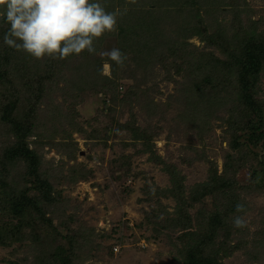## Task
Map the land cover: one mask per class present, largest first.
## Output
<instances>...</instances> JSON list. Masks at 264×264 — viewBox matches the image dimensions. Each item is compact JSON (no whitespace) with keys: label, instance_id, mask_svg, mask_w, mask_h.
<instances>
[{"label":"rangeland","instance_id":"1","mask_svg":"<svg viewBox=\"0 0 264 264\" xmlns=\"http://www.w3.org/2000/svg\"><path fill=\"white\" fill-rule=\"evenodd\" d=\"M155 1L100 0L119 14L117 21L143 9L148 24L132 37L106 34L94 54L84 51L63 63L4 45L9 25L0 18V73L16 91L36 99L27 142L40 155L39 172L48 184L34 188L39 212L30 213L32 223L40 215L45 224L37 221L34 234L25 227L23 237L0 230V264H55L49 253L56 250L71 255V264H187L197 246L218 250L221 264H264V138L248 142L234 83L228 92L216 83L223 76L213 70L215 57L228 55L206 47L196 34L184 37L186 13L168 10L170 0ZM214 2V12L200 9L208 23L217 19L229 29L235 21L243 39L264 36V0ZM164 38L187 42V59L172 57L164 43L152 47ZM113 48L127 56L123 67L101 55ZM207 50L213 64L201 69L197 52ZM101 76L110 79L106 86ZM224 77L231 80L233 72ZM2 83L0 108L10 98ZM255 94L264 118V63ZM13 142L9 125L0 122V158ZM26 173L23 160L8 163L0 189L30 187ZM237 203L245 213L236 212ZM185 214L191 219L183 220ZM236 215L244 216L247 227L233 226ZM210 217L220 221L214 230L200 226ZM9 219L0 214V222Z\"/></svg>","mask_w":264,"mask_h":264},{"label":"trees","instance_id":"2","mask_svg":"<svg viewBox=\"0 0 264 264\" xmlns=\"http://www.w3.org/2000/svg\"><path fill=\"white\" fill-rule=\"evenodd\" d=\"M170 1L171 3L167 2L168 10L173 9L178 15L181 16L184 12L186 13L187 17L184 16L185 20H183L184 37L186 36V38H188L190 33L192 35L196 34L198 38L206 43V47L216 46L217 48L221 49L223 53L228 55L227 60H220L215 57V60L219 62H214L213 64L210 62V60L213 58V53L210 50L197 52L199 54V65L201 69L203 67L209 68V66L213 64V70L217 71L223 76V79L221 81L216 82L218 83V86L225 85V91L228 92L232 88V83H234L237 100L241 106L239 114L240 125L246 126L250 130V132L248 133L249 143L258 142L259 139L264 138V118L262 116V104L255 97V85H257L258 75L264 63V36L258 39L253 37L252 35L251 38L247 37L246 39H243L244 37L241 34L243 30H241L242 28L240 27V31H238V28H236L238 24H236L235 21V25L231 23L229 29H226L223 23L219 22L217 19H214L211 21V23H208L207 20L203 16H201L200 9L204 7L205 13H210L213 10V7L210 5H213L216 2H214V0ZM155 3L163 4V0H156ZM227 4L234 5L232 7L237 6V4L235 5L233 1H230ZM215 10L216 8L212 12H214ZM131 14L132 15L130 16H126V21L125 19L118 21L119 34L125 36L126 34L131 33V37L132 35L136 36L137 30H142L141 24H148V21L144 20V18L146 17L142 16L146 14L143 9H140L137 13ZM191 17L193 18V20ZM155 18V22L159 20L157 16H155ZM152 28L154 31L152 33L155 37L156 33H159V27L157 25V27L152 26ZM142 39L143 44L147 43L148 39L146 34L141 35L140 40ZM165 40L166 39L164 38V40H160L159 42L150 43L152 44V47L155 44L162 45L164 43L169 48V54L172 55V57L177 60L187 59V55L189 56V52L187 50L188 48L185 46L188 45L187 42L176 39H169L167 41ZM96 45H99V41L96 43ZM152 47L149 50L151 56L154 59L157 55V51L152 49ZM66 59L61 60V62L63 63V61ZM95 61L100 68L103 61L101 55H99L97 57V60ZM228 70L233 72L234 75L231 80H227L224 77V73ZM211 76L213 77V73ZM4 78L7 79L4 72L0 73V80L3 81L2 84L4 86L5 84H7L8 90H5V92L8 93L10 98L6 97L5 101L4 99V102L2 101L3 104H1L2 107L0 108V122L4 121L9 125L11 134L14 137V142L4 149L0 158V183L2 184V176L6 174L7 164L11 163L15 159H20L25 162L27 167L26 174L29 177L24 181L25 183L30 185V187L26 186L23 189L14 186L9 188L3 186L0 189V214L3 213L10 217V221L7 225L6 222L4 223V221L0 222V230L7 227V229L10 231V237H13L17 236L19 233H22L25 227L34 229V231L31 232L34 234V232L36 231V227H39L36 223L37 221H41L45 224V219L38 213L37 214L39 216L37 221H34L32 223L30 219V213L32 211L39 212V209L37 208L38 203L36 202V198L34 196V188H37V186L46 188L48 187V184L45 180L42 179L39 172L41 157L38 152L28 146L27 142V136L31 135L35 126V119L38 110L35 105L36 99L28 96H32L31 94L16 91V85L14 84L13 86H11V84L6 82ZM101 78L105 86L110 82V79L106 76H101ZM111 83L115 84L116 81H112ZM38 96L39 95H37V97ZM250 113H252V115H249ZM214 177L216 180H220L217 179L216 176ZM4 182L6 184V181ZM37 182H39V184H36ZM189 218L190 216H188V214H185L183 220H189ZM214 218L210 217V221L206 218L205 225H203V223H200V226H206L207 228L211 226L212 228L213 226L218 225L220 221L216 217ZM211 230L214 229L212 228ZM199 233V236L204 239V234H202L201 230L199 231ZM198 234L189 233L188 235L197 236ZM23 236H25L24 232L22 233V237ZM35 236L37 237V234H35ZM205 250L206 247H203V249H201L198 246L193 248L192 251L190 250L186 259V263L221 264L217 257L218 250L212 251L211 253L205 252ZM37 256L39 258V255ZM49 258L51 259L52 263H55L57 261V263L55 264H71L72 259L71 255L70 257L65 258L62 255V252L58 253L57 250L55 252L52 251L51 253H49ZM54 258L55 260H53Z\"/></svg>","mask_w":264,"mask_h":264},{"label":"clouds","instance_id":"3","mask_svg":"<svg viewBox=\"0 0 264 264\" xmlns=\"http://www.w3.org/2000/svg\"><path fill=\"white\" fill-rule=\"evenodd\" d=\"M138 3L139 0H126V4ZM118 15L107 11L100 0H0V18L9 25L4 45L38 60H63L84 51L94 54L101 38L118 32ZM101 55L119 67L127 60L118 48ZM104 68L110 70L111 65L105 64ZM235 210L245 213V205L237 203ZM233 226L245 228L247 221L236 215Z\"/></svg>","mask_w":264,"mask_h":264}]
</instances>
